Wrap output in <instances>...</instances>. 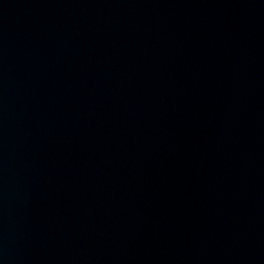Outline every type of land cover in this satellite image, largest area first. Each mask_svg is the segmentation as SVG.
<instances>
[{"label":"water","instance_id":"95a60500","mask_svg":"<svg viewBox=\"0 0 264 264\" xmlns=\"http://www.w3.org/2000/svg\"><path fill=\"white\" fill-rule=\"evenodd\" d=\"M0 264H264V0H0Z\"/></svg>","mask_w":264,"mask_h":264}]
</instances>
